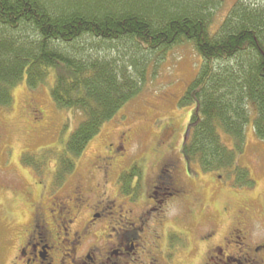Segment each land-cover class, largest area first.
I'll return each instance as SVG.
<instances>
[{"label": "trees", "instance_id": "trees-1", "mask_svg": "<svg viewBox=\"0 0 264 264\" xmlns=\"http://www.w3.org/2000/svg\"><path fill=\"white\" fill-rule=\"evenodd\" d=\"M223 1L0 0V107H11L23 80L31 91L51 81L55 107L80 115L62 151L51 152L53 185L67 179L102 126L142 91L149 68L187 42L201 65L179 101L193 108L183 159L203 173H224L235 188L253 187L237 157L247 127L264 140V0H237L215 24ZM25 158L33 170L45 163L44 156Z\"/></svg>", "mask_w": 264, "mask_h": 264}, {"label": "rangeland", "instance_id": "rangeland-1", "mask_svg": "<svg viewBox=\"0 0 264 264\" xmlns=\"http://www.w3.org/2000/svg\"><path fill=\"white\" fill-rule=\"evenodd\" d=\"M236 1H223L215 24L223 20ZM200 65L201 59L189 43L172 48L157 68H149L147 83L142 91L104 124L88 143L67 179L54 185V154L62 151L80 115L68 114L55 107L50 97L51 81L33 91L26 87L25 80L18 84L12 91L11 107H0V264L11 261L18 238L31 221L29 204L44 207L47 204L46 188L49 186L52 188L49 192L51 196L64 198L74 182L73 178L70 179L74 172L85 174L94 157L103 155L107 144H116L121 133L128 134L127 152L123 158L118 157L122 162L113 166L114 173L119 169L122 172L118 171L121 174L117 178V172L110 176L107 198L121 205L123 210L132 211L134 220L141 217L145 224L155 221L157 225L163 221L164 226L157 230L162 237L165 227H176L182 233L181 240L176 238L180 245L177 249L180 257L175 259L177 264L206 263L205 252L209 245L201 242L200 238L210 229L216 232L215 241H211L214 247L222 245V238L227 237L231 229L245 225L249 228L250 242L264 240V140L256 138L252 128L247 127L237 163L254 181L250 188H235L224 173H203L197 165H187L183 159L182 144L193 108L179 107V101ZM172 130L175 132L173 141L168 139ZM222 141L231 146L228 139L223 138ZM167 145L172 146L167 148ZM24 155L25 160L44 156L45 163L33 170L23 165ZM161 155L166 161L172 159L176 162L175 179L191 192L192 204L174 202L161 208L158 204L162 199L160 192L155 199L149 198ZM134 167L138 168L139 177L129 178ZM122 177H126L124 184L120 181ZM37 182H42V185L36 186ZM122 185L130 188L131 192L123 195L120 190ZM24 189L31 191V197L26 198V202L19 194ZM167 199L169 197L164 201ZM246 207L249 212L244 214ZM107 214L116 219L115 210ZM210 264L222 263L212 257Z\"/></svg>", "mask_w": 264, "mask_h": 264}, {"label": "flooded vegetation", "instance_id": "flooded-vegetation-1", "mask_svg": "<svg viewBox=\"0 0 264 264\" xmlns=\"http://www.w3.org/2000/svg\"><path fill=\"white\" fill-rule=\"evenodd\" d=\"M127 137V133H121L116 144H107L105 153L94 157L85 174L74 172L70 177L74 182L64 198L51 196L49 186L44 207L29 204L31 221L18 238L15 254L8 264H177L175 259L180 257L177 254L180 245L176 238L181 240L182 233L176 227H165L162 237L159 231L164 226L163 221L157 225L155 221L145 224L141 217L134 220L132 211L123 210L121 205L107 198L110 176L117 172V178L122 172L119 169V174L118 171L114 173L113 166L121 163L118 157L123 158L127 152ZM174 138L172 130L168 139L173 141ZM164 155L160 157L149 198L155 199L160 192L162 199L158 204L161 208L174 202L192 204L191 192L175 179L176 162L166 161ZM41 185L42 182L36 183V186ZM19 194L24 202L31 197L29 189ZM167 197L169 199L164 201ZM113 210L116 211L114 220L110 218L112 214H107ZM248 212L246 207L244 214ZM163 216L165 219L166 215ZM248 229L246 225L231 229L218 247L211 244L216 232L212 229L205 232L200 238L209 245L205 264H210L212 257L220 259L222 264H264V240L250 242Z\"/></svg>", "mask_w": 264, "mask_h": 264}]
</instances>
